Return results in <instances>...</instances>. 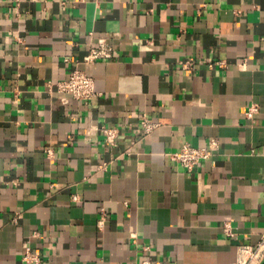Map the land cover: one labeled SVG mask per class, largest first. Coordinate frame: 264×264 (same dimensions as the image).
Masks as SVG:
<instances>
[{"label":"crops","instance_id":"obj_1","mask_svg":"<svg viewBox=\"0 0 264 264\" xmlns=\"http://www.w3.org/2000/svg\"><path fill=\"white\" fill-rule=\"evenodd\" d=\"M77 64L89 102L49 84ZM263 231L264 0H0V264H233Z\"/></svg>","mask_w":264,"mask_h":264},{"label":"built area","instance_id":"obj_2","mask_svg":"<svg viewBox=\"0 0 264 264\" xmlns=\"http://www.w3.org/2000/svg\"><path fill=\"white\" fill-rule=\"evenodd\" d=\"M114 48L112 44L106 39L101 38L97 44L91 45L88 53L84 56V62H94L98 59H108L113 57ZM221 65H225L223 60L217 61ZM184 66L190 64V60H186L182 63ZM49 84H55L57 89L63 92L70 93L73 97L80 99L84 102H89L99 93L96 87V80L93 75L78 66V64L72 68L67 77L56 81L49 80ZM259 110L258 103H253L249 106L246 113L248 117L253 115ZM159 123L153 120L150 116L144 114L142 117V128L145 134L151 133ZM102 132L105 134L106 141L110 145H115L119 129L116 126H101ZM219 141L216 137H211L208 143L204 146H196L191 143H184L179 149L171 151L169 154L175 161L181 163L188 170H192L203 159L212 155L213 149L217 148ZM48 153H52V149H47ZM100 166L106 167V163H102ZM74 198H77L75 195ZM105 222L104 215L98 219V224L103 226ZM225 230L229 234H233L231 224L228 221L225 224ZM136 239L137 233H133ZM144 251L151 249L150 245H142ZM264 257V231L261 234L259 241L255 244H240L237 250V259L233 264H256L260 259ZM23 259L28 264H36L41 260L40 253L34 250L31 246H27ZM141 264H155L152 258L144 257L141 260Z\"/></svg>","mask_w":264,"mask_h":264}]
</instances>
